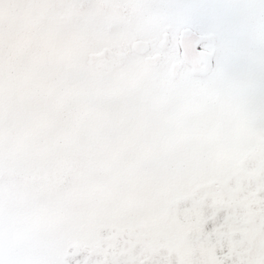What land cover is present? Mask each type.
Instances as JSON below:
<instances>
[{
  "label": "snow or ice",
  "instance_id": "snow-or-ice-1",
  "mask_svg": "<svg viewBox=\"0 0 264 264\" xmlns=\"http://www.w3.org/2000/svg\"><path fill=\"white\" fill-rule=\"evenodd\" d=\"M0 264H264V0H0Z\"/></svg>",
  "mask_w": 264,
  "mask_h": 264
}]
</instances>
